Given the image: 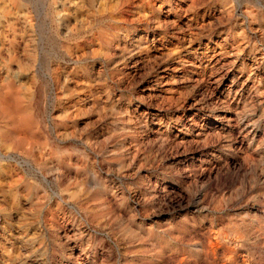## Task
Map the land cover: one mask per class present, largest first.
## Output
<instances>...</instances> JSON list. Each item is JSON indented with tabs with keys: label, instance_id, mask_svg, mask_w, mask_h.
Wrapping results in <instances>:
<instances>
[{
	"label": "rangeland",
	"instance_id": "1",
	"mask_svg": "<svg viewBox=\"0 0 264 264\" xmlns=\"http://www.w3.org/2000/svg\"><path fill=\"white\" fill-rule=\"evenodd\" d=\"M64 1L0 71V264H264V0Z\"/></svg>",
	"mask_w": 264,
	"mask_h": 264
},
{
	"label": "bare ground",
	"instance_id": "2",
	"mask_svg": "<svg viewBox=\"0 0 264 264\" xmlns=\"http://www.w3.org/2000/svg\"><path fill=\"white\" fill-rule=\"evenodd\" d=\"M56 1L57 0H53L51 4H48V2L47 3L42 2V4H40L39 2H41V1H39L37 3V2H31L30 0H21V1L20 0H0V29H1L0 30V71L5 70V73L7 75H9L10 70L12 69L13 65H19V66L23 65L21 62V57L30 55V50H31L30 49L31 48L30 43L26 42L27 36H29V34L31 35V39H32L31 41L34 43L33 47L37 50V52L40 50L42 51L44 44H45V38L47 39V37H45V35L43 34V31L41 29L42 26H40L41 23L39 24L41 18L47 17L48 11H50V10H53V11L57 10L59 13H64V11L69 12L71 10V8H65V10L63 9L64 11L59 9L56 6V3H57ZM86 8H87V6H86ZM65 19L66 18H64V15H63L60 18V21L65 22L64 21ZM82 19L83 20L81 21L80 24H76L75 27L72 28V32L70 31L71 33L68 36V38L71 35H72V38H74V36L79 32V30H87L86 29L87 22L84 18H82ZM55 20H56V18H55ZM68 27H70V26L68 25ZM55 29H56V27H55ZM78 37H79V35H78ZM81 38H83V36H81ZM17 39H20V41L18 42ZM78 43H81V42H78ZM83 43L85 45L87 44V42H85V41H83ZM90 49H92V48H90ZM64 51H66V53L69 55V57L70 56L72 57L74 62H80L81 59H83V57H84V55L82 54L83 50L81 51L79 49H76V48L72 47L71 45L65 46ZM62 53H64V52H62ZM42 55H43V53H42ZM67 63H69V62H67ZM68 71H69L68 73H71L73 71V66H72V69L70 70V68H69ZM82 72H83L84 78H87L88 77L87 65L85 67H83ZM95 101H96V99H95ZM91 103H92V101H91ZM28 113H29V106L25 103L24 98L22 97V91H21L20 85L14 84L12 86L10 85V86H6V87L4 86L3 88H0V128L6 127L7 125H9L10 126V132H11L10 135L13 137H16L17 139H15V138H13V139L15 141L17 140L19 143H21V142H33V140L35 139L34 137H33L34 139H32V137H31L33 134V131H32V125H31L30 120H32L33 118ZM63 117H64V115H63ZM73 117H74V115H73ZM9 120H10V122H8ZM63 120H66V119H63ZM23 134H24V136H23ZM29 134H31V136H29ZM19 158H21V157H19ZM0 159L1 160L12 159L14 161H17L19 164L23 165L22 161H18V159L16 157H14L13 155L5 154L1 150H0ZM30 161H32V160H30ZM24 162L27 163V165H29L28 161L24 160ZM68 162L69 161H67V163ZM63 163H65V162H63ZM46 167L47 166H45V168ZM42 168H44V167H42Z\"/></svg>",
	"mask_w": 264,
	"mask_h": 264
}]
</instances>
